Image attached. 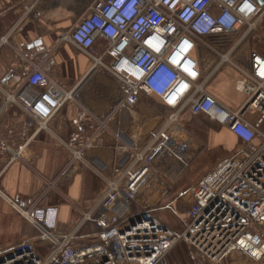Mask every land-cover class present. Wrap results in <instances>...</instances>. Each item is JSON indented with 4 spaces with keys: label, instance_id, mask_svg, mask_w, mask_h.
<instances>
[{
    "label": "built area",
    "instance_id": "built-area-1",
    "mask_svg": "<svg viewBox=\"0 0 264 264\" xmlns=\"http://www.w3.org/2000/svg\"><path fill=\"white\" fill-rule=\"evenodd\" d=\"M39 2H27L21 20L35 16ZM263 18L264 0H89L66 31L29 52L21 50L25 73L19 82L13 70L6 74L4 103L18 105L38 131L50 132L49 120L72 101L82 114L71 119L74 129L67 138L56 136L70 162H86L84 152L104 143L108 134L117 158L108 174L97 171L104 191L66 232H58L48 217L47 209L54 208H19L47 251L22 242L0 252V264H158L178 244H185L193 259L219 262L239 250L264 261V55L249 50L245 66L233 58ZM222 36L234 40L219 53V64L235 65L246 80V96L235 110L205 91L206 76L192 55L199 39ZM62 42L89 60L70 88L49 74L51 54ZM93 77L96 82L90 83ZM141 94L159 98L168 113L160 126L125 140L110 130L109 120L123 109L133 113ZM186 107L226 126L240 145L178 192L187 202L183 222L173 226L153 207L175 184L163 168L189 163L169 130ZM248 111H256L253 121L245 119ZM27 142L11 148L0 136V152L8 153L10 162L22 159ZM87 222L95 225L94 234L77 241Z\"/></svg>",
    "mask_w": 264,
    "mask_h": 264
},
{
    "label": "crops",
    "instance_id": "crops-1",
    "mask_svg": "<svg viewBox=\"0 0 264 264\" xmlns=\"http://www.w3.org/2000/svg\"><path fill=\"white\" fill-rule=\"evenodd\" d=\"M29 1L0 0V37L7 35L9 39L6 42L0 40V136L6 139L11 148H16L24 140L28 141L22 159L10 162L9 154L0 152V252L22 242H31L40 253H45L47 247L39 238L38 231L22 216L19 208H54V211L47 209L48 217L54 220L58 232H66L77 222L81 211L88 209L104 191L105 181L97 171L108 174L117 158L112 148L113 134H108L104 143L99 141L84 152L86 162H70L69 151L57 137L67 138L74 129L71 119L82 114L72 101L64 104L49 120L50 132L38 131L36 123L18 105L4 103L1 84L6 74L13 70L14 79L19 82L25 73L23 65L26 63L20 51L29 52L46 44L54 34L66 31L76 20L72 15H76L78 10L80 13L83 3L89 0H40L35 16L21 20L22 8ZM211 38L199 39L192 55L197 60L201 76H206L205 91L220 104L235 110L246 96V80L235 65L219 64V53L223 50L215 41L216 38L213 41ZM82 56L72 44L60 43L51 54L53 64L50 76L64 87H72L89 65V60ZM236 62L247 65L245 59ZM95 80L93 77L90 83H95ZM149 102L154 103L155 108H151ZM98 106L105 108L104 104ZM157 106L163 108L164 116L168 113V108L161 104L159 98L141 94L135 107L139 112L136 114L137 121L142 117L147 118L149 113H157ZM135 108L133 113L137 112ZM120 112L126 118L124 109ZM256 116V111H248L244 115L248 121H253ZM124 125L126 123L121 122L118 130H114L112 125L109 127L121 135L120 129ZM195 125L196 133L193 131ZM145 127L138 123L134 133H139L138 129L142 131ZM169 130L176 143V150L183 149V154L189 157V168L193 161L191 153L198 154L205 149L214 152L209 162L200 165L198 174L201 177L240 145L226 126L214 122L205 114H192L188 107ZM134 133L124 136V139L130 140ZM189 168L183 170L176 162L166 173L172 181L182 171L187 177L196 175L188 173ZM182 199L185 204L187 196ZM94 232L95 225L87 222L76 239L86 241ZM180 246L184 251L178 249ZM165 258L168 264H264V261H256L239 250H232L219 262L204 260L200 256L193 259L185 244L176 245L158 264H167Z\"/></svg>",
    "mask_w": 264,
    "mask_h": 264
},
{
    "label": "rangeland",
    "instance_id": "rangeland-1",
    "mask_svg": "<svg viewBox=\"0 0 264 264\" xmlns=\"http://www.w3.org/2000/svg\"><path fill=\"white\" fill-rule=\"evenodd\" d=\"M77 12L79 13V10ZM78 13L76 15L75 14L72 15L74 20L77 18ZM72 22H70V24ZM211 40L213 41L214 38H211ZM233 40H234L233 37H226V36L217 37L215 39V41L218 44H220L219 46H221L222 50H224V51L230 46V44L233 42ZM251 49L257 50L259 53L264 55V18L259 21L256 31L254 33H251L235 49L234 54H233L234 60L235 61L236 60L237 61L244 60V56ZM82 55H83L82 57H86L84 55V53H82ZM94 82H96V80ZM137 104L135 105V107L137 106ZM148 104H150L151 108L152 107L155 108L154 103L149 102ZM156 108H157L156 109L157 113L156 112H155V114L149 113V114H147V115H149L147 118L142 117V119H140L138 121L136 118V114H139V112L136 110V108H135V110L137 111L136 113H131L128 110H124L126 112V118H124L125 116H121V112L118 111L109 120V126L112 125L113 127L112 126L111 127L114 130H118L119 124L121 122L126 123V125H124V128H123L124 130L122 128L120 129V134L123 135V136H121V135L120 136L123 138H125L124 136H127V137L130 136V133L132 134V132L134 133L138 123H139V125H142V127L146 126L144 130L156 128V127L161 125L162 121L165 119V116H166V115L165 116L163 115V108H159L158 106ZM193 125H194V123H193ZM195 127H196V125L193 128L194 133H196ZM138 132H141V130L139 131V129H138ZM134 136H137L140 138V133H136V134L134 133ZM186 149L188 150V147ZM186 149H184V150H186ZM182 150L183 149H179V151H177V152L179 154H181L182 156H184L185 158H189L188 156L183 154ZM212 154H214V152L210 153V152H208V150L206 151V149L203 150L202 152H199L198 154L191 153V158H193V161L191 163V167L189 168V166H190L189 165L190 162H189L187 166L182 167V168H183V170L189 168L188 173H190L192 175H194V174H196V175L187 177L182 171V173H180L173 180V183H175V184L173 185L174 187L172 188V190L161 201H157L156 205L153 207V211H155L158 215H160V217L162 219L169 222L171 225L180 226L181 223L183 222V212L182 211L184 208V203H183V199L181 200V198H179L178 192L187 191V189L192 184H194L198 179L201 178V176H199V174H198L199 173L198 172L199 167L201 164L209 162L212 158ZM163 169H164V172H166V171H168L169 168L164 167ZM165 174L167 175V173H165ZM176 181H178V182H176ZM178 249L180 251L181 250L184 251V248L182 246L178 247ZM184 254L186 255V252H184ZM167 258L170 259L169 256ZM164 261L167 262V264H168V260L166 258ZM170 264H171V262H170Z\"/></svg>",
    "mask_w": 264,
    "mask_h": 264
},
{
    "label": "trees",
    "instance_id": "trees-1",
    "mask_svg": "<svg viewBox=\"0 0 264 264\" xmlns=\"http://www.w3.org/2000/svg\"><path fill=\"white\" fill-rule=\"evenodd\" d=\"M15 246V245H14ZM13 247V246H12Z\"/></svg>",
    "mask_w": 264,
    "mask_h": 264
}]
</instances>
